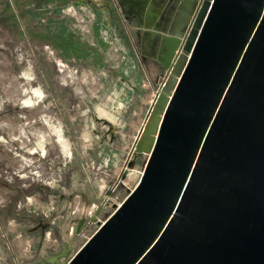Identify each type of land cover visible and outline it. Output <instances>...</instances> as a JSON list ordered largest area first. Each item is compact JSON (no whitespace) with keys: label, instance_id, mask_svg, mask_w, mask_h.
<instances>
[{"label":"water","instance_id":"water-1","mask_svg":"<svg viewBox=\"0 0 264 264\" xmlns=\"http://www.w3.org/2000/svg\"><path fill=\"white\" fill-rule=\"evenodd\" d=\"M167 5L131 12L166 70L138 185L103 222L99 208L78 249L79 234L36 264H264V0ZM212 166L219 182L204 175Z\"/></svg>","mask_w":264,"mask_h":264},{"label":"crops","instance_id":"crops-1","mask_svg":"<svg viewBox=\"0 0 264 264\" xmlns=\"http://www.w3.org/2000/svg\"><path fill=\"white\" fill-rule=\"evenodd\" d=\"M168 2L0 0V11L10 20L18 15L25 34L31 27L36 40L58 49L66 61L78 58V66L70 67L81 75L80 109L76 119L73 114L66 117L76 158L73 162L66 156L49 179L39 174L44 146L32 141L35 130L42 133L39 126L32 131L27 126L31 118L23 114L12 136L0 127V264H36L65 244L71 246L79 234L73 245L78 249L97 230L91 219L99 208L106 206L98 216L103 222L138 185L152 132L143 141L145 150L133 149L143 126L156 114L154 100L166 70L157 60L153 36L129 12L143 6L161 11ZM22 85L17 105L36 108L41 87L34 86L32 98ZM32 119L34 124L42 121Z\"/></svg>","mask_w":264,"mask_h":264},{"label":"rangeland","instance_id":"rangeland-1","mask_svg":"<svg viewBox=\"0 0 264 264\" xmlns=\"http://www.w3.org/2000/svg\"><path fill=\"white\" fill-rule=\"evenodd\" d=\"M8 17L0 11V127L12 136L18 126V116L23 114L31 118L27 119L30 123L27 126H32V131L35 125L39 126V131L43 134L35 130L32 141L36 146H41V143L44 146L40 163L42 170L39 174H42V178L49 179L55 165L65 164L66 156L73 162L76 158L77 146H73L69 140L66 117L67 114H73L76 119L80 109L78 103L81 96V75L72 72L70 67L76 68L80 60L70 57L69 61H66L58 49H51L47 42L36 40L33 37V28H25V34L21 22L17 23L18 15H12L11 20L6 19ZM24 34L27 36L23 37ZM23 83L26 97L33 98L34 94L31 92L34 86L41 87L42 95L36 108L29 107L24 110L17 105L19 95L23 97ZM155 115L160 117L159 113ZM155 115L149 118L151 123L148 136L158 129L160 118L155 119ZM32 118H40L42 121L34 124L31 122ZM66 147L70 152L67 153ZM36 161V164H39V161ZM1 194L3 192H0ZM1 209L0 204V212Z\"/></svg>","mask_w":264,"mask_h":264},{"label":"flooded vegetation","instance_id":"flooded-vegetation-1","mask_svg":"<svg viewBox=\"0 0 264 264\" xmlns=\"http://www.w3.org/2000/svg\"><path fill=\"white\" fill-rule=\"evenodd\" d=\"M131 10V9H128V11ZM130 13V17H132V20H134L136 23H137V17L133 14ZM138 24V23H137ZM215 171H217V168H215L214 166H212V170L211 171H207V173L205 172V177L208 181H217L219 182L218 178L214 177L215 175ZM228 175L230 176V174L228 173ZM205 195L203 196V198L201 199L203 201V203L205 202V204H207L208 202H214V203H217V199L215 198H212L213 195H215L214 193L212 192H208V191H205ZM219 203V201H218ZM230 207L233 209L236 208L234 206H232V203L230 205ZM203 212H200L197 210L196 212V221L197 223H199L203 228H208L209 230H213V227L209 226L207 227V224L210 223L212 220V215H207L206 213H204L203 215L201 214ZM204 236V235H203ZM207 240L209 241V239L207 238Z\"/></svg>","mask_w":264,"mask_h":264},{"label":"built area","instance_id":"built-area-1","mask_svg":"<svg viewBox=\"0 0 264 264\" xmlns=\"http://www.w3.org/2000/svg\"><path fill=\"white\" fill-rule=\"evenodd\" d=\"M213 0H211V2H212ZM166 85V77L164 76L163 78H162V81H161V83H160V85H159V89L157 90V94H156V98H157V96L161 93V92H163V90H164V86ZM170 97V96H169ZM155 98V99H156ZM154 102H155V100H154ZM134 151H135V147H134V149H133ZM128 164V163H127ZM129 165H127L126 166V168L128 167Z\"/></svg>","mask_w":264,"mask_h":264},{"label":"bare ground","instance_id":"bare-ground-1","mask_svg":"<svg viewBox=\"0 0 264 264\" xmlns=\"http://www.w3.org/2000/svg\"><path fill=\"white\" fill-rule=\"evenodd\" d=\"M154 117H155V119H157V118L159 119V116H157V115H155ZM152 120H154V118H153ZM149 127H150V126H149Z\"/></svg>","mask_w":264,"mask_h":264}]
</instances>
